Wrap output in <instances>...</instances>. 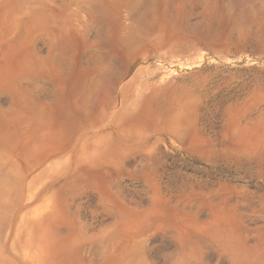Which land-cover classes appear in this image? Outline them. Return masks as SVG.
I'll return each instance as SVG.
<instances>
[{
  "label": "rangeland",
  "instance_id": "1",
  "mask_svg": "<svg viewBox=\"0 0 264 264\" xmlns=\"http://www.w3.org/2000/svg\"><path fill=\"white\" fill-rule=\"evenodd\" d=\"M0 264H264V0H0Z\"/></svg>",
  "mask_w": 264,
  "mask_h": 264
},
{
  "label": "bare ground",
  "instance_id": "2",
  "mask_svg": "<svg viewBox=\"0 0 264 264\" xmlns=\"http://www.w3.org/2000/svg\"><path fill=\"white\" fill-rule=\"evenodd\" d=\"M2 223H0V225H1Z\"/></svg>",
  "mask_w": 264,
  "mask_h": 264
}]
</instances>
